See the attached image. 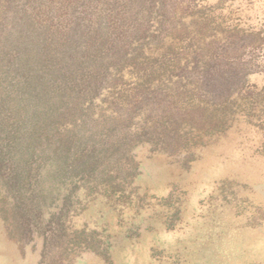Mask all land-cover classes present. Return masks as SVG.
I'll use <instances>...</instances> for the list:
<instances>
[{"label":"rangeland","instance_id":"rangeland-1","mask_svg":"<svg viewBox=\"0 0 264 264\" xmlns=\"http://www.w3.org/2000/svg\"><path fill=\"white\" fill-rule=\"evenodd\" d=\"M141 18L64 117L127 132L114 189L77 178L43 208L62 226L22 233L0 188V264H264V0H158Z\"/></svg>","mask_w":264,"mask_h":264},{"label":"trees","instance_id":"trees-1","mask_svg":"<svg viewBox=\"0 0 264 264\" xmlns=\"http://www.w3.org/2000/svg\"><path fill=\"white\" fill-rule=\"evenodd\" d=\"M156 2L0 0L1 199H9L5 204L22 233L42 222L61 227V211L44 220L43 208L58 198L64 205L79 178L114 189L117 173L105 166L114 163L112 149L131 144L127 132L114 136L96 129L86 135L84 120L64 117L76 119L79 96L99 93L103 73L121 60ZM73 43L84 44L85 52ZM16 72L20 79L13 78ZM179 142L170 136L164 147L172 150ZM127 161L133 167L131 156Z\"/></svg>","mask_w":264,"mask_h":264}]
</instances>
